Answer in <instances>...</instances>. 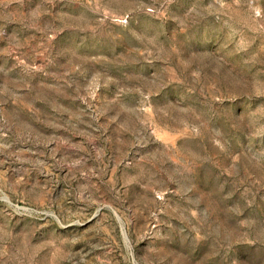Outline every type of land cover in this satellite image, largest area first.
Returning a JSON list of instances; mask_svg holds the SVG:
<instances>
[{
    "label": "rangeland",
    "instance_id": "obj_1",
    "mask_svg": "<svg viewBox=\"0 0 264 264\" xmlns=\"http://www.w3.org/2000/svg\"><path fill=\"white\" fill-rule=\"evenodd\" d=\"M0 264H264V0H0Z\"/></svg>",
    "mask_w": 264,
    "mask_h": 264
}]
</instances>
